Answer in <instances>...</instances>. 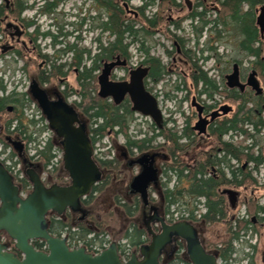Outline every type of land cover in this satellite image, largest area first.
Wrapping results in <instances>:
<instances>
[{
	"label": "flooded vegetation",
	"instance_id": "flooded-vegetation-1",
	"mask_svg": "<svg viewBox=\"0 0 264 264\" xmlns=\"http://www.w3.org/2000/svg\"><path fill=\"white\" fill-rule=\"evenodd\" d=\"M72 1L76 2L72 5L74 10L68 9ZM152 1L144 0L141 5L135 6L132 0H115V4L125 9L128 17L138 20L139 32L143 28V14L151 19L160 12L161 3L169 2L166 11L167 35L162 36L171 46L154 40L146 45V49H150L152 62H147L149 59L145 50H139L140 57L134 64L131 58L121 55L110 58L108 52L100 48L103 36L107 34L102 32V26L110 16V0H0V85L5 88L0 92L5 97L13 95L15 102L5 109L6 116L5 113L0 114V136L14 137L26 145V135L14 134L18 121L11 130L9 128L13 115L22 110L24 95L32 99L30 89L33 81L46 89L53 99L60 94L69 102L71 96L80 93L68 84L71 73L77 81L79 77H92V85L99 89L98 78L107 63H116L110 77L112 82H130L132 71L147 69L143 85L157 100L167 129H176L182 135L189 122L194 138L214 141L212 132L218 123L231 119L243 126V132L232 130L224 136L225 141L239 148L242 144L245 148V158L242 161L233 159L234 165L228 174L234 180L231 189L238 196L235 209H231V232L225 239H232L231 264H264V32L258 24L263 14L264 27V0H259L263 2L257 5H253L252 0ZM154 6L157 9L153 13L151 9ZM179 12H184V15L175 18L173 14ZM211 13L214 19L209 18ZM43 17H54L49 28L56 27L57 33L53 34L50 29L43 32ZM185 22L189 23L186 27L183 26ZM95 29L102 32L96 39L95 52L93 47H80L85 42L83 34ZM48 37L52 40L51 48H54L52 54L46 52L41 44ZM71 38L74 42L70 41ZM160 47L165 62L153 53L155 48ZM159 61L165 71L160 79L155 69ZM79 62L82 63L80 68ZM236 72L244 89L230 86V78ZM254 72L263 88L261 94L248 85L249 77ZM173 76L177 81L172 79ZM15 79L18 87L27 82L24 92H17L16 89L7 91L8 81ZM197 79L199 82H196ZM180 93L182 96L179 98ZM99 98L115 106L123 103L132 105L129 95L119 105L111 98ZM175 102L176 109L172 106ZM74 103L78 107L81 102ZM186 105L187 111L184 110ZM177 112L184 117L182 127L177 126ZM162 130L155 127L152 133V137H156L154 148L147 153L155 155L153 164L149 159L138 163L143 155L139 152L118 151L114 156H109L108 148L107 152L100 154L104 161H115L118 170L104 167V179L90 195L82 199L80 209H68L63 219L50 213V222L62 220L99 231V226L108 220L119 222L122 233L131 225L144 231L151 227L154 232L160 233L159 220L170 224L167 217L170 207L165 192L171 190L163 180L169 173L167 163L171 157L165 150V139L159 137ZM185 141L188 139L185 138ZM26 153L23 169L30 167L26 164ZM7 167L12 171L11 165ZM144 167L151 171L147 173ZM53 175L47 172L42 174L47 187L70 184L66 171ZM202 222H196L200 241L209 254H217L222 248L220 242L224 240L227 228L222 227L223 223L206 227ZM149 244L148 238L144 245ZM181 245H185V242L174 240L164 250L160 263L185 264L179 259L180 256L184 257ZM88 253L92 254L90 250Z\"/></svg>",
	"mask_w": 264,
	"mask_h": 264
},
{
	"label": "water",
	"instance_id": "water-1",
	"mask_svg": "<svg viewBox=\"0 0 264 264\" xmlns=\"http://www.w3.org/2000/svg\"><path fill=\"white\" fill-rule=\"evenodd\" d=\"M258 24L264 32L263 14L259 17ZM115 66L116 63H107L99 76V97L112 98L114 103L119 104L129 95L133 111L151 117L159 129H163V117L157 100L143 85L148 70L140 68L132 71L130 82H112L110 77ZM230 82L231 87L245 88L240 84L237 72L230 78ZM248 85L258 94L263 91L256 72L250 75ZM30 94L48 120L56 140L60 142L56 141V144L63 151L62 170L66 171L71 181L67 186L53 184L47 187L42 179V170L31 167L25 170V175L33 189L23 198L22 188L0 162V264H161L160 257L164 250L177 239L185 242V257L191 264H217L218 255L206 251L196 225L189 221L169 225L161 219L160 233L148 227L150 244L142 246L139 253L135 252L126 263L121 261L116 242L102 254L95 256L88 253L85 247L70 249L65 238L52 236L49 232L48 215L54 213L63 218L68 209L79 210L82 199L90 195L93 188L104 179L105 172L94 158L89 123L82 113L68 104L60 94L53 100L52 95L37 81L32 82ZM6 140L23 157L22 142L12 137ZM148 159L153 164L155 155L141 156L138 163ZM146 171L148 173L151 170L148 168ZM141 177L143 178V174ZM221 194L227 198L230 209L234 210L238 193L225 189ZM3 234L15 242V249L21 254V258L10 250L9 244L4 242ZM34 241L44 242L47 250H37Z\"/></svg>",
	"mask_w": 264,
	"mask_h": 264
},
{
	"label": "trees",
	"instance_id": "trees-1",
	"mask_svg": "<svg viewBox=\"0 0 264 264\" xmlns=\"http://www.w3.org/2000/svg\"><path fill=\"white\" fill-rule=\"evenodd\" d=\"M102 0H100L101 2ZM156 0L152 2L155 3ZM263 1L252 0L253 5L262 3ZM176 2L174 1L173 6ZM169 7V2L165 1L160 4V12L153 18H147L143 14V28L139 32L137 29L138 20L134 17H128L126 11L123 7L118 4H115V0H110V16L107 22L102 26L103 33H107L109 38L112 41H109L107 47H104V44L100 43V48L102 51L108 52V56L111 58L116 55H121L125 58H130V47L132 45L138 44L139 50H145L148 53V63L152 62L150 57V49H146L147 44H151L154 36L163 31V34L167 35L166 31V18L165 13ZM180 23H178V26ZM101 32V33H102ZM48 35H51L49 33ZM143 38V39H142ZM54 39V37H53ZM150 42V43H149ZM99 61H97L98 63ZM81 62L78 63V67H81ZM164 67L159 61L158 66H156V71L158 73V78L160 79L161 75L165 72ZM264 80V78H262ZM199 82V79L196 80ZM78 83L81 87L79 95L82 100L88 102L87 106H84L83 102L78 105L80 112L88 119L90 124V133L93 134L92 141L94 145L98 139H103L105 137H110L113 141L114 146L117 145V139L120 135H123L125 138V145L118 148V151L121 153H131L136 154V151L143 154L142 156L154 155L152 153H147L154 148V139L156 137L145 136L143 139H133L129 134L131 124L134 120L135 113L133 111L131 104H125L115 106L112 103L107 101H102L97 95L92 97V93L95 92V86L92 85V77L88 78H78ZM0 91H5V88L0 85ZM14 97L9 96H0V114H4L5 109L14 104ZM33 103V100L27 98L24 95L23 102L21 103L22 110L15 115H13L11 126L18 121V125L15 129L14 134L26 135V145L32 141H36L33 137L34 133H30L29 128L34 126L36 122L33 120L28 126L24 119V110L26 107L30 106ZM188 126L185 129L182 135L179 134L178 130H170L167 127L160 132L159 137L165 139V150L169 153L171 159L167 163V171L173 173L177 176L178 184L175 186L174 190H168L165 192L166 200L169 203V207L178 203L179 201H184L183 206L189 207L190 201L188 199H206L207 212L202 215L201 221L205 226L214 225L215 223H223L224 226H227V232L225 236H228L231 232V209L227 202L225 196H222L221 191L226 188H232L234 185V180L232 176H228L225 172V169L232 171V160L238 159L243 160L245 148L240 144V148L234 146V144L224 141V136L227 135L232 130L244 131L243 126L234 123L233 120L227 119L221 123H218L215 129L212 132V136L217 146L211 149L208 152L200 151L195 156V161L193 165H188L187 163L181 160V156L188 153L196 145L198 139L193 137L194 132ZM10 132V131H9ZM187 138L188 141L184 142V139ZM56 141L50 139L47 145L43 149L37 148L38 157H29L27 154L26 164L30 167H35L37 170L47 171L56 176V173L59 174L61 167L54 166L53 162L56 158L55 149ZM0 143L5 148H9V143L6 140L5 136H0ZM12 157H17V154L12 150ZM145 153V154H144ZM24 157V156H23ZM20 157L19 161L22 163L24 158ZM102 168H112L118 170V166L115 167V161H103L99 160ZM52 167V170L49 168ZM28 169L25 168V170ZM24 172V169L21 170ZM189 172V173H186ZM21 174V172L19 173ZM20 181V187L25 190L30 186L29 180L24 177ZM171 181V178L169 179ZM136 211V208H134ZM200 221V222H201ZM73 224L53 221L49 223V232L54 237H61L62 233L68 229L72 234V237L75 238L77 235H81L82 239H86L88 234L93 231L91 229H86L83 226L79 227L80 232L78 234L72 233L71 229ZM99 231L105 232V229H100ZM123 238H126L130 245L138 250L142 245L148 241V233L145 230H139L136 225H131L126 231L122 234ZM226 238V237H225ZM34 246L37 250L43 251L46 249V245L43 242L35 241ZM220 244V243H219ZM222 248L217 253L220 259L229 261L232 258L233 245L232 239L228 238L225 242L221 243ZM11 251L17 252L14 248V243L10 242ZM181 251H185V245H181ZM19 254V253H18ZM21 257V255L19 254ZM180 261L185 264H190V262L185 257L180 256Z\"/></svg>",
	"mask_w": 264,
	"mask_h": 264
},
{
	"label": "rangeland",
	"instance_id": "rangeland-1",
	"mask_svg": "<svg viewBox=\"0 0 264 264\" xmlns=\"http://www.w3.org/2000/svg\"><path fill=\"white\" fill-rule=\"evenodd\" d=\"M144 2V0H132V4H134L135 6H139L141 5L142 3ZM76 4L75 1H72L68 4V9L70 10H74L72 8V5ZM157 9V6H154L152 9H151V12H155V10ZM67 10V9H66ZM74 12V11H72ZM165 18H167V14L165 13ZM184 15V12H179V13H174L173 16L176 18L178 16H183ZM54 17H43V19L45 20L43 22V32H47L51 27L50 26V23L52 22ZM210 19H214V14L211 13ZM189 23L188 22H185L183 23V26L186 27L188 26ZM166 26V24H165ZM52 33L55 34L57 33V28L56 27H52ZM163 31L157 33L154 38H153V41L154 40H160L161 43H165L167 47H170L171 44L168 43L167 40H165L163 38ZM102 34L99 30L95 29L94 32H88V33H84L83 36L85 37L84 41L82 43V45H79L80 47H93L94 48V52L96 50V46H97V40L96 38ZM102 36V35H101ZM100 36V37H101ZM112 41L111 38H109L108 34H105L103 36V39H102V43L104 45H106L107 43H109V41ZM71 42H74V39L71 38L70 40ZM150 43V42H149ZM152 43V42H151ZM42 46L44 47V50H46V52H48L49 54H52L53 51H54V48H51L52 46V40L48 37L46 39H43L42 40ZM153 53L155 54V56L159 57L162 61L165 62L166 58H165V55L163 54V50L162 48H155L153 50ZM130 54H131V61L132 63H136L137 60L139 59L140 57V52L138 50V44H135V45H132L130 47ZM119 75H121V73L119 72ZM172 79L175 81H177L176 77L173 76ZM17 83V79L15 80H9L8 83H7V91H13V90H17V92H24L27 88V82H25L24 86L23 85H20V87H18V85H16ZM56 84H59L56 82ZM69 86L78 90V91H81V87L78 83V81L76 80V76L71 73L70 76H69ZM98 88L95 87V92L96 93H92V97L97 95L98 93ZM0 96H2V93L0 92ZM182 96V94L180 93L179 94V98ZM70 103H73V104H76L74 102H83L84 106H87L88 105V102L87 101H83L81 96L80 95H75V96H71L70 100H69ZM80 103V104H81ZM173 108L176 109L177 107V104L176 102L172 104ZM184 110L187 111V105L184 107ZM188 114V112H186ZM5 116H6V113H5ZM176 117H177V126H183L185 124V120H184V117L179 113L177 112L176 114ZM27 125L29 126L31 124V121H36V124L32 127L29 128V131L30 133H34L33 137L35 139H37L36 141H32L29 143L28 145V152L26 153V155L28 154L29 156L33 155L35 158L38 157L37 155V148L41 149L43 148L44 146V143H46L47 141H49L50 139H52V133L50 132L49 128H48V122L46 121V119H43V116L40 115V111H38V108L35 104H31L28 108H26V110L24 111V119H23ZM146 124H142V126H138L139 123H137L136 125L133 124L131 125L130 127V131H129V134L135 138L137 137H142V134H149L151 135V133L153 132V130L151 129V126L148 124V122L145 120V119H142ZM142 131V132H140ZM124 138L122 137V135H120L117 139V146L119 148L120 145H123L125 144L124 143ZM39 143H41L39 145ZM113 141L111 139H106V138H103V139H100L96 145L97 147H100V149L98 150V154H102L103 152H107L108 148L110 147V154L109 156H113V154H115V149H114V145H113ZM217 146L216 142L215 141H211V140H203V139H199L197 142H196V145L193 147V149H191L188 153L184 154L181 156V160L185 163H187L188 165H193L194 164V161H195V156L197 155L198 152L200 151H205V152H208L210 151L211 149L215 148ZM13 150V149H12ZM25 153V152H24ZM101 156V155H100ZM4 159L6 160L9 164H12V166H14V172L18 173L20 170H21V163L19 161V159L15 158V157H12L11 159V148H5L2 143H0V159ZM8 158H10L9 160H7ZM54 165L60 167L61 166V153L60 152H57V155H56V159H54ZM60 173V172H59ZM58 173H56L57 175ZM55 176V175H53ZM64 176V175H63ZM166 179H170L173 180L175 179L174 177V174L173 173H168L167 175L164 176ZM168 182V181H166ZM169 184V187L171 188V183ZM191 202L192 199H188V202ZM183 203L184 201H179L178 203L176 204H179V207L180 208H183ZM176 206V205H175ZM174 207V206H173ZM172 207V209H173ZM201 210V209H200ZM103 213V212H102ZM223 226L222 227H228L227 226H224V224H222ZM100 229H105L106 231L105 232H102V231H97L99 233H101V235L97 238V239H94V243L95 244H100L102 241H108V238L107 236L110 235V238L113 239V241H122V226L121 224H119V222H110V221H104L102 223L101 226H99ZM130 227V226H128ZM206 227H209V226H206ZM214 226H211V228H213ZM218 227V226H217ZM121 231V234L118 235V232ZM125 231V230H124ZM227 232V231H226ZM225 235H224V240L220 243H223L226 241L225 239Z\"/></svg>",
	"mask_w": 264,
	"mask_h": 264
},
{
	"label": "built area",
	"instance_id": "built-area-1",
	"mask_svg": "<svg viewBox=\"0 0 264 264\" xmlns=\"http://www.w3.org/2000/svg\"><path fill=\"white\" fill-rule=\"evenodd\" d=\"M233 163H234V161H233ZM201 201L203 202V204H198V206L200 208H203L204 207V200L202 199ZM190 216H191L190 212L185 211V210L183 212H179V211H176L175 208H174L172 214L170 215L173 222L180 221L184 218H189ZM93 237H94V235H89L87 241H89ZM107 238H108V241L104 240L100 244H94V245L89 246V248L92 249L94 252H101L102 250H104L105 248H107L110 245L111 239L109 236H107ZM87 241L75 239V240H73L72 244L74 246H76V245L81 246V245L85 244ZM120 245L122 246V250H121L120 254L122 256V259L124 261H126L130 258L131 254H132V250H131L130 245L128 244L127 240H122L120 242Z\"/></svg>",
	"mask_w": 264,
	"mask_h": 264
}]
</instances>
